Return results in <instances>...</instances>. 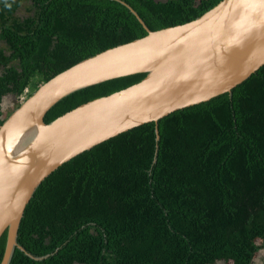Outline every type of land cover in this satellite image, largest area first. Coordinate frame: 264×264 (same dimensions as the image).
I'll list each match as a JSON object with an SVG mask.
<instances>
[{
  "label": "trees",
  "instance_id": "trees-1",
  "mask_svg": "<svg viewBox=\"0 0 264 264\" xmlns=\"http://www.w3.org/2000/svg\"><path fill=\"white\" fill-rule=\"evenodd\" d=\"M23 1L0 0V115L5 95L24 100L74 63L148 32L120 0H28L27 15L18 16ZM124 1L156 30L220 0ZM146 73L75 90L44 119ZM258 239L264 241V64L230 92L126 130L52 171L20 222L17 241L26 250L16 246L9 264H251L264 248ZM6 241L7 231L0 263Z\"/></svg>",
  "mask_w": 264,
  "mask_h": 264
},
{
  "label": "water",
  "instance_id": "water-1",
  "mask_svg": "<svg viewBox=\"0 0 264 264\" xmlns=\"http://www.w3.org/2000/svg\"><path fill=\"white\" fill-rule=\"evenodd\" d=\"M108 47L56 73L0 123V264H9L18 229L37 186L77 154L177 109L230 92L264 64V0H220L200 16ZM147 72L139 81L93 98L50 122L67 94L107 79ZM157 139L159 131L156 128ZM39 258V257H36Z\"/></svg>",
  "mask_w": 264,
  "mask_h": 264
},
{
  "label": "rangeland",
  "instance_id": "rangeland-1",
  "mask_svg": "<svg viewBox=\"0 0 264 264\" xmlns=\"http://www.w3.org/2000/svg\"><path fill=\"white\" fill-rule=\"evenodd\" d=\"M30 1L28 0H24L22 5L18 8V10L16 11V14L18 16H25L27 15L28 11L26 10L27 7L29 6ZM4 42L2 40H0V45H3ZM21 101H23V98H18L16 95L14 94H7L3 97L2 101H1V111L2 114L0 115L1 118L7 117L16 107V105L18 103H20ZM264 243V241H262L261 239L257 240V243L261 244ZM264 263V248H261L254 256L253 261L251 264H263ZM213 264H233V262L231 260H225V259H221L216 261Z\"/></svg>",
  "mask_w": 264,
  "mask_h": 264
}]
</instances>
